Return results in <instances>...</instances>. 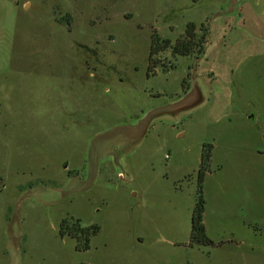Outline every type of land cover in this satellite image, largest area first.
Wrapping results in <instances>:
<instances>
[{
	"label": "rangeland",
	"instance_id": "1",
	"mask_svg": "<svg viewBox=\"0 0 264 264\" xmlns=\"http://www.w3.org/2000/svg\"><path fill=\"white\" fill-rule=\"evenodd\" d=\"M255 2L0 0V264H264ZM188 23L202 56L164 49L149 72L153 33ZM199 188L208 245L190 244ZM75 220L98 227L85 251L60 233Z\"/></svg>",
	"mask_w": 264,
	"mask_h": 264
},
{
	"label": "trees",
	"instance_id": "2",
	"mask_svg": "<svg viewBox=\"0 0 264 264\" xmlns=\"http://www.w3.org/2000/svg\"><path fill=\"white\" fill-rule=\"evenodd\" d=\"M198 32H200V34H196V26L193 23H188L185 26L183 36L176 39L173 44H171L168 40H164L161 43L159 38L153 33L148 55V71H154L158 62L153 58L164 51V49L170 51V55L173 59L177 57L190 56L198 60L204 53V45L207 42L208 29H204L200 25ZM210 148L211 146L206 145L201 149L197 173L199 184L201 183L204 172L208 166ZM200 192L199 188V194L190 219V244L208 245L211 244V241L207 238L205 228L202 223L204 201ZM97 231V226L81 227L78 220H75L71 224H68L67 221H63L60 227L61 235H68L69 237L74 238L77 242V248L83 251L88 249L89 238L95 235Z\"/></svg>",
	"mask_w": 264,
	"mask_h": 264
},
{
	"label": "crops",
	"instance_id": "3",
	"mask_svg": "<svg viewBox=\"0 0 264 264\" xmlns=\"http://www.w3.org/2000/svg\"><path fill=\"white\" fill-rule=\"evenodd\" d=\"M255 6H258V2H257V0H256V2H255ZM239 8V10H240V7H238ZM252 12H254L253 10H249L248 11V17H250L251 15H254V13H252ZM261 14H264V11H261Z\"/></svg>",
	"mask_w": 264,
	"mask_h": 264
}]
</instances>
